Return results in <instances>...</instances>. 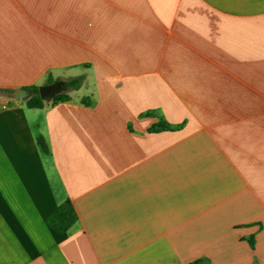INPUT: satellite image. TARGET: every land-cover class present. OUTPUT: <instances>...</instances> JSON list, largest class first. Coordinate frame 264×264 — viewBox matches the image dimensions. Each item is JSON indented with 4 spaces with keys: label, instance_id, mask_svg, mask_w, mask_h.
Returning <instances> with one entry per match:
<instances>
[{
    "label": "crops",
    "instance_id": "0c3cea01",
    "mask_svg": "<svg viewBox=\"0 0 264 264\" xmlns=\"http://www.w3.org/2000/svg\"><path fill=\"white\" fill-rule=\"evenodd\" d=\"M82 74L0 95V264H264V0H0L1 87Z\"/></svg>",
    "mask_w": 264,
    "mask_h": 264
},
{
    "label": "trees",
    "instance_id": "16d2710c",
    "mask_svg": "<svg viewBox=\"0 0 264 264\" xmlns=\"http://www.w3.org/2000/svg\"><path fill=\"white\" fill-rule=\"evenodd\" d=\"M84 75H77L65 78L62 80L61 85L63 91L56 93L51 98V103H57L59 101H65L70 98L68 92L72 89H76L81 86L84 82ZM51 82V80L49 81ZM30 92V96L23 100L24 104L27 107H43L45 104L42 101V98L38 93V86H27L25 87ZM15 93L14 88L10 87H1L0 86V95L7 97H13ZM84 102H87V99H84ZM38 144L40 147L47 151L46 144L41 136L37 137ZM77 215L74 209L73 204L69 200H65L60 203L45 219L48 226L59 233H63L76 221ZM195 263V262H193Z\"/></svg>",
    "mask_w": 264,
    "mask_h": 264
},
{
    "label": "water",
    "instance_id": "95a60500",
    "mask_svg": "<svg viewBox=\"0 0 264 264\" xmlns=\"http://www.w3.org/2000/svg\"><path fill=\"white\" fill-rule=\"evenodd\" d=\"M62 85L60 81H54L48 84L38 86L39 96L44 103H48L51 98L58 92L62 91ZM30 96V92L22 87L16 88L13 99L16 101H23Z\"/></svg>",
    "mask_w": 264,
    "mask_h": 264
},
{
    "label": "rangeland",
    "instance_id": "374dc122",
    "mask_svg": "<svg viewBox=\"0 0 264 264\" xmlns=\"http://www.w3.org/2000/svg\"><path fill=\"white\" fill-rule=\"evenodd\" d=\"M168 128V123L164 120H160L156 125H152V127L150 129H158V128Z\"/></svg>",
    "mask_w": 264,
    "mask_h": 264
}]
</instances>
